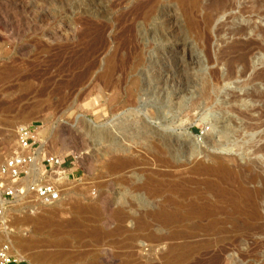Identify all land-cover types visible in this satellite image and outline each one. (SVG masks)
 Returning <instances> with one entry per match:
<instances>
[{"label": "rangeland", "instance_id": "374dc122", "mask_svg": "<svg viewBox=\"0 0 264 264\" xmlns=\"http://www.w3.org/2000/svg\"><path fill=\"white\" fill-rule=\"evenodd\" d=\"M150 1L0 0V163L17 150V130L28 124L39 126L42 146L50 153L58 151L67 162L76 163V174L64 185L60 202L48 205L33 197H21L7 204L0 217V244L9 246L12 256L22 257L19 264H264V219L240 218L229 207L216 211L211 219L200 220L188 214L196 198L189 191L203 190L213 177L209 173L172 176L171 168L153 158L155 143L161 145L167 139L153 131L146 136L138 122L145 118L160 131L168 125L169 130L179 134L190 132L199 146L198 158L205 164L235 166L242 172L251 167L264 175V152L253 153L264 144V123L256 131L247 132L243 127L255 122L253 117L264 111V97L238 102L231 98L234 94L242 96L245 90L264 94V76L242 85L254 71L264 75V0H233L230 9L216 13L206 35H210L207 47L190 29L179 0ZM254 1L259 12H251ZM214 2L200 0L193 11L199 23L203 24L208 12L214 13ZM150 5L159 9L165 6L176 13L181 32L170 36L166 24L145 19ZM236 24L251 25L250 30L244 35L233 34ZM219 26L223 31H218ZM255 29L261 31L256 34ZM244 37L245 42L256 40L248 58L250 68L245 76L226 80L227 63L237 54L226 46L241 45ZM182 41L188 42L187 51L196 56L193 64L185 65V72L174 69L176 64L169 53ZM179 47L176 55L182 56L184 46ZM112 65L118 68L111 78L113 86L108 87L104 73ZM241 66L237 64L235 70L240 71ZM156 69L164 76L161 97L152 87L147 94L139 89V102L131 104L128 89L140 78L144 83L153 82ZM180 84L187 89L183 107L165 108L175 85ZM84 86L88 88L82 89ZM155 109L165 110L166 118L152 119ZM240 110L247 114L242 117ZM80 118L104 135L100 138L86 131ZM231 119L243 130L242 136L231 133L211 143V135L233 128ZM253 133L257 137L243 142L247 134ZM112 137L115 142L110 140ZM138 148H144L145 153ZM118 157L135 159L138 164L120 172L109 170ZM187 157L182 150L176 158L182 171ZM172 184L182 187L175 189ZM207 199L219 198L211 194ZM218 202V207L223 205ZM152 207L162 208L167 214L186 211L187 215L167 224L139 223L140 213ZM46 208L57 209L56 216L38 219ZM119 210L129 218L123 221L115 217ZM262 213L264 218V208Z\"/></svg>", "mask_w": 264, "mask_h": 264}, {"label": "bare ground", "instance_id": "6f19581e", "mask_svg": "<svg viewBox=\"0 0 264 264\" xmlns=\"http://www.w3.org/2000/svg\"><path fill=\"white\" fill-rule=\"evenodd\" d=\"M86 1V0H84ZM152 1V0H151ZM150 1V2H151ZM181 2V4L183 5L184 11L185 13L188 15L189 18V27L191 30L195 31L198 35V37L201 39V44H203L205 47H207L208 44V38L207 37V32L210 31L211 29V25L212 23L215 21V16L216 13H218L219 11H224V10H228L230 9L234 3L233 0H215L214 3H212V7L214 9V13L213 12H208L206 11V15L204 16V20H203V24L199 23L197 21V19L194 18L193 16V11L200 6V0H179ZM263 1V0H262ZM148 2V3H150ZM157 2V1H156ZM212 1H210L211 3ZM84 4V3H82ZM96 5V4H95ZM161 5V4H160ZM252 9L251 12H259V7H258V3L256 1L253 2L252 4ZM90 6V5H89ZM205 6V4H204ZM244 6V5H243ZM249 6V5H248ZM235 7V6H234ZM239 7V6H238ZM242 7V6H241ZM207 8V7H206ZM237 8V7H236ZM245 8V7H242ZM248 8V7H247ZM201 9V8H200ZM235 9V8H234ZM240 9V8H239ZM244 10V9H243ZM261 10V9H260ZM96 11V10H95ZM211 11V10H210ZM234 11V10H233ZM142 12V11H141ZM232 12V11H231ZM247 12H249V10L247 9ZM264 12V11H263ZM6 13V12H5ZM197 13V12H196ZM261 13V12H260ZM142 14V13H141ZM145 19H157L159 24H166L168 26V34L170 36H173L176 33H180L181 31V23H180V18L178 17V15L174 12H171V9L167 8L164 6L160 9L159 8H155L154 6H151L148 8V10L145 11ZM229 15V14H228ZM4 17V16H3ZM223 17V16H221ZM231 17V15H230ZM200 18V16H199ZM235 19V18H234ZM5 20V19H4ZM217 20V19H216ZM7 22V20H6ZM152 22V21H151ZM224 23V22H223ZM228 23V22H227ZM4 24V22H3ZM6 24V23H5ZM158 24V25H159ZM221 24V23H220ZM235 24V23H234ZM222 25V24H221ZM226 25V24H225ZM228 25V24H227ZM231 25V24H230ZM4 26V25H3ZM6 26V25H5ZM9 26V25H7ZM14 26V25H13ZM251 26V25H250ZM249 25H241V24H236L235 27L231 30V32L233 34L236 35H244L247 30L250 28ZM15 27V26H14ZM222 27V26H221ZM227 27V26H226ZM261 27V26H260ZM158 28V27H157ZM218 28V27H217ZM162 29V28H160ZM214 29V28H212ZM227 29V28H226ZM262 29V27H261ZM261 29H255V33L258 34ZM187 30V29H186ZM215 30V29H214ZM218 30V29H217ZM215 30V31H217ZM228 30V29H227ZM250 30V29H249ZM218 31H223V29H220L219 26V30ZM230 31V30H229ZM264 30H262L263 32ZM86 32V31H85ZM94 32V31H92ZM149 32V31H148ZM152 32V31H151ZM161 32L163 33V31L161 30ZM217 33V32H216ZM227 33V32H226ZM183 34V33H182ZM221 34V33H220ZM219 34V35H220ZM228 34V33H227ZM256 36V35H255ZM174 37V36H173ZM218 37V36H217ZM226 37V35H225ZM224 37V38H225ZM139 38L143 39V35L142 33L139 32ZM166 38V37H164ZM182 38V37H181ZM234 38V37H233ZM245 38V37H244ZM168 39V38H167ZM211 39V38H210ZM209 39V40H210ZM228 39V37H227ZM251 39V38H250ZM146 40V39H145ZM174 40V39H173ZM182 40V39H181ZM236 40V39H235ZM211 41V40H210ZM209 41V42H210ZM219 41V39H218ZM224 41V39L222 40ZM241 41V39H240ZM243 41V40H242ZM246 41V38L244 39V42ZM256 41V40H255ZM254 40H250L249 42H245L243 44H239V42L237 43L238 45H231L230 47L226 48H230L232 51H235L237 54L236 56H232L233 59H230V61L227 63L228 65V73L225 76L226 80H231L233 79L236 75L239 76H245L247 74V71L249 70L250 66H249V62H248V58L249 55L251 54V52L253 50H255V48L253 47V44L255 42ZM226 42V41H225ZM182 44H176V48H174L173 46H175L173 44V48L170 49L169 53L172 55V57L174 58L176 67L174 68L176 71L178 70L179 72L184 71V67L187 64L190 63H194L195 62V58L196 56L193 54L192 51H187L190 50V47L188 45V42L186 41H182ZM212 43V42H211ZM221 43V42H220ZM260 43V42H259ZM169 44V43H168ZM233 44V43H232ZM256 44V43H255ZM263 44V43H262ZM180 45L184 46V53L182 56H178L177 54V49H179ZM222 45V44H221ZM230 45V44H229ZM258 45V44H257ZM132 46V45H131ZM137 46V45H136ZM144 46V45H143ZM147 46V45H145ZM142 47V46H141ZM261 47V46H260ZM258 48V47H257ZM264 48V46L262 47ZM203 50V49H202ZM221 50H224V48L222 47ZM226 50V49H225ZM210 51V50H209ZM216 51V50H215ZM165 52V51H164ZM205 52V51H204ZM206 52H208L206 50ZM220 52V50H219ZM226 52V51H225ZM258 52V50H257ZM179 53V52H178ZM232 53V52H231ZM136 54V53H135ZM210 54V53H209ZM208 54V55H209ZM230 54V53H227ZM215 55V54H214ZM223 55V54H222ZM226 55V53H225ZM140 56V55H139ZM229 56V55H228ZM135 57V56H134ZM111 58V57H110ZM253 58V57H252ZM147 59V57H146ZM209 59V58H207ZM222 59V58H221ZM250 59V58H249ZM140 60V59H139ZM163 60V59H162ZM171 60V59H170ZM212 60V59H211ZM205 61V60H204ZM207 61V60H206ZM210 61V60H209ZM117 63V62H116ZM174 63V62H173ZM205 63V62H203ZM223 63V62H222ZM114 65L115 62L113 63ZM191 64V65H192ZM219 64V63H218ZM237 64H241V70L240 71H236L235 67ZM93 65V64H92ZM134 65V64H133ZM165 65V64H164ZM169 66V64H168ZM175 66V65H174ZM116 66H108L105 73H104V78H106V86L111 87L113 86V83L111 78L112 76L115 74L116 72ZM148 67V66H147ZM172 67V66H171ZM92 68V66H91ZM160 68V67H159ZM90 69V68H89ZM167 69V68H166ZM227 69V68H226ZM213 70V69H212ZM238 70V69H237ZM264 70V69H263ZM142 71V70H141ZM140 71V72H141ZM160 69H156L155 73H156V78L154 79L153 82H147L144 83L143 80L140 78L138 79L139 81H136L135 79V83L133 87H130V89H128L127 94L129 95V102L131 104H136L137 102H139V95H138V91L139 89H141V91L145 92V94H147V89L152 87L153 91L155 92V94L158 97H161V91H162V83L164 82L163 78V74L162 72H160ZM88 72V71H86ZM85 72V74H86ZM139 72V73H140ZM170 72V71H169ZM185 72V71H184ZM259 72V71H258ZM215 73V71H214ZM218 73V72H217ZM255 71L252 73L253 75H251V77L249 79L246 80L245 83H242V85H246L250 82H253L255 80L261 79L262 76H264L263 74H254ZM257 73V72H256ZM263 73V72H262ZM84 74V75H85ZM145 74V73H144ZM185 74V73H184ZM212 74V73H211ZM83 75V77H84ZM87 75V74H86ZM102 75V74H101ZM167 75V74H166ZM178 75V74H177ZM249 75V74H248ZM247 75V76H248ZM179 76V75H178ZM86 77V76H85ZM84 77V78H85ZM175 77V76H174ZM207 77V76H206ZM146 78V77H145ZM167 79V78H166ZM212 79V76H211ZM214 79V77H213ZM219 79V78H218ZM263 79V78H262ZM83 80V79H82ZM92 80V79H91ZM114 80V78H113ZM215 80V79H214ZM264 80V79H263ZM262 80V81H263ZM245 81V80H244ZM222 81H220L219 83H221ZM134 83V82H132ZM85 84V83H84ZM251 84V83H250ZM89 85V84H88ZM177 85V84H176ZM174 87L173 90V94L172 96H169L170 98H168L166 104H164L165 108H172L173 105H176L177 108H181L183 107V100L185 98V94L187 93V89L184 88L183 86L178 85ZM241 85V86H242ZM253 85V84H252ZM131 86V85H130ZM86 87V86H84ZM82 88V87H81ZM80 88V89H81ZM86 88H82V89H87ZM99 89V88H98ZM150 90V89H149ZM83 91V90H82ZM79 92V91H78ZM235 92V91H233ZM211 93V92H210ZM144 95V94H143ZM240 95V96H239ZM211 96V95H210ZM213 96V95H212ZM232 96V95H231ZM83 97V96H82ZM163 97V96H162ZM215 97V96H214ZM264 97L263 93H258L257 91H252V92H244V94H238V95H233L231 98L233 99L232 101H240L241 99L243 100L245 99H262ZM212 98V97H211ZM248 99V100H249ZM264 99V98H263ZM145 100V98H144ZM215 100V99H214ZM230 99H229V103H230ZM253 101V100H252ZM144 102V101H143ZM198 102V101H197ZM254 102V101H253ZM199 103V102H198ZM214 103V102H213ZM224 103V101H223ZM228 103V104H229ZM255 103V102H254ZM152 105V104H151ZM194 105V104H193ZM261 105V103H260ZM139 106V105H138ZM229 106V105H228ZM264 106V105H263ZM149 108V106H147ZM231 107H233L231 105ZM238 107V106H237ZM158 108V107H157ZM235 108V107H233ZM257 109V107H254ZM259 108V106H258ZM262 108V107H261ZM232 109V108H231ZM230 109V110H231ZM236 109V108H235ZM253 109V107H252ZM261 110V109H259ZM155 112V114H151V118H155L157 120H162L166 118V115H164L165 110H158L155 109L153 110ZM239 112V109L237 108V110ZM242 111V110H240ZM248 111H251L248 110ZM253 111V110H252ZM241 113V112H240ZM245 114L246 111L244 112ZM243 111H242V117L244 115ZM257 113V112H256ZM255 113V114H256ZM253 114V113H252ZM248 116V115H246ZM251 117H253V115H250ZM257 116V115H256ZM137 117V116H136ZM141 117V116H140ZM245 117V116H244ZM222 118V117H221ZM246 118V117H245ZM255 122H251V123H245L244 129L247 130V132L249 131H256L258 130V128H260L262 126V124L264 123L263 119H264V111L261 110V114L255 118ZM136 119V118H135ZM244 119V118H243ZM250 119V117H249ZM252 120V119H250ZM131 121V120H130ZM253 121V120H252ZM80 125L86 129H89L91 132H94V135L99 136L100 138L104 135V133H100L98 130L93 129V125L92 124H88L86 122L85 119L80 118L79 119ZM134 123H136V121H133ZM138 122H140L141 125V129L145 130V135L147 136L149 133H157V135H159L162 138H166L167 141L165 143L160 144H156L154 148H153V154H154V160L156 163L160 164L161 166H164L165 168H171L173 171L172 176L178 175V174H182V173H191V174H203V173H209L213 178L209 179L206 183V187L203 190H199V189H195L193 191H189L190 193L196 195V198L194 200H192V202L190 203V207H189V211L188 214H190L191 216H194L197 219L203 220L204 218H209L211 219L213 214L216 211L219 210H225L227 207L231 208L232 212H234L235 214H238V216L241 218H244L246 220L249 221H259L264 219L263 218V213H262V203L264 202V175L254 171L251 169V167L246 168V165L244 166V168H246L247 172H242L241 168L238 170L236 168H234L235 166L231 167V166H224L222 164H218V165H208L205 164L204 161L202 159H199V154L200 152L198 151V145L196 144L197 142L194 141V139L191 137V133H185V134H179L174 132V130H169V126H164V131H160V129L158 130L155 126L153 127L145 118H141L140 120L138 119ZM226 122V121H225ZM162 123V121H161ZM229 123L233 126V128H224L223 130L216 132L215 135H211L209 141L213 144H216L217 140H220L222 138H225L226 136L230 135L231 133L237 136H242L243 130H240V127L236 124V122L231 119L229 121ZM244 125V124H243ZM95 126V125H94ZM93 127V128H92ZM96 128V127H95ZM100 128V127H99ZM102 131V130H101ZM131 131V130H129ZM142 132V131H141ZM140 132V133H141ZM91 134V133H90ZM107 134V133H106ZM115 134V133H114ZM143 136V133L141 135V137ZM255 136V133L253 134H247L244 138H243V142H249L250 140H252ZM261 136V135H260ZM116 137V136H115ZM229 137V136H228ZM232 137V136H231ZM257 137V136H255ZM113 138V137H112ZM132 138V137H131ZM262 138H264V133L262 134ZM117 139V138H116ZM9 140V139H8ZM110 140L114 141V138ZM158 140V139H157ZM232 140V139H231ZM230 140V141H231ZM10 142V141H9ZM8 142V143H9ZM53 142V141H52ZM55 142V141H54ZM153 142V141H152ZM160 142V140H159ZM123 143V142H122ZM133 143V142H132ZM130 143V144H132ZM229 144V143H228ZM55 145V144H54ZM134 145V144H133ZM224 145V144H223ZM250 145V144H249ZM145 146V145H144ZM243 146V145H242ZM133 147V146H132ZM54 148V147H53ZM113 148V147H112ZM124 149V148H123ZM140 149V148H138ZM137 149V150H138ZM144 149V148H143ZM143 149H140L143 151ZM150 149V148H149ZM114 150V149H112ZM183 150V153L186 154L187 157V164L186 167L184 168V170H180L178 163L176 161V158L178 156V154L180 153V151ZM152 152V151H151ZM264 152V144H260V146L256 147L253 151V153H255L256 155H259L260 153ZM53 154H60V152L58 151H52ZM135 153V152H134ZM145 153V152H144ZM117 154V153H116ZM147 154V153H146ZM145 154V156H146ZM119 155V154H118ZM142 155V154H141ZM149 155V154H148ZM114 156V155H113ZM125 156V155H124ZM152 156V155H151ZM115 157V156H114ZM150 157V156H148ZM134 158V157H133ZM257 158V157H256ZM264 158V156H263ZM151 159V157H150ZM228 159V158H227ZM218 162V161H217ZM230 162V161H229ZM237 162V161H236ZM258 162V160H257ZM140 163V162H139ZM261 163V161H260ZM264 164V162H262ZM135 163V159H131V158H124V157H118L115 158L109 165V170L114 171V172H120L123 171L127 168H134V166H136ZM148 164V163H146ZM157 164V165H158ZM159 166V165H158ZM160 166V167H161ZM255 166V165H254ZM141 167V166H140ZM139 167V168H140ZM237 167V166H236ZM258 167V166H257ZM264 167V166H263ZM138 168V169H139ZM256 168V167H255ZM259 168V167H258ZM157 168H154L153 170H155ZM159 169V168H158ZM157 169V170H158ZM162 169V168H161ZM168 169V170H169ZM254 169V167H253ZM156 170V171H157ZM166 170V169H165ZM245 170V171H246ZM257 170V169H256ZM127 171V170H126ZM146 171V170H145ZM263 171V169H262ZM137 172V170L135 171ZM158 172V171H157ZM134 173V172H133ZM264 173V172H263ZM159 174V173H158ZM162 175V172L160 173ZM165 174V173H164ZM136 175H138L136 173ZM160 176V175H159ZM32 180H27V181H33ZM67 180L64 182V185L66 184ZM153 182V181H152ZM146 183L145 182V187H146ZM249 185H253V186H248ZM260 184V185H259ZM138 186H140V184H138ZM141 186H144V184H142ZM150 186V185H147ZM160 186V185H159ZM158 186V187H159ZM151 187V186H150ZM157 187V186H156ZM173 187V184H172ZM182 187L181 184L174 186L173 188L175 189H180ZM65 191V189H64ZM159 191V190H158ZM157 191V192H158ZM211 194H215L217 199L214 200H209L207 199V195H211ZM220 201L223 205H220L219 207L216 205L218 204ZM1 204H6L7 202L5 201H0ZM11 203V202H8ZM146 205V204H145ZM148 207V206H147ZM154 207V206H153ZM152 207V208H153ZM130 208L132 209V207L130 206ZM58 210L57 209H45V211L38 216L37 218L39 219H44V218H51L56 216ZM186 214L185 212L182 211H174L171 212L170 214L166 213V211L162 208H153L151 210H144L142 213H140L138 221L141 224H152V221H158L160 223H171L177 220V218H183ZM115 217L117 218H122L123 221L127 220L129 217L126 214H123L121 210L116 211L114 214ZM124 218V219H123ZM47 219V220H49ZM243 219V220H244ZM35 220V219H33ZM111 219H108V221H110ZM51 221V220H50ZM49 221V222H50ZM48 222V224H49ZM52 222V221H51ZM43 223V222H41ZM53 223V222H52ZM50 223V224H52ZM263 224V223H262ZM48 226V225H47ZM258 228H262L259 227ZM262 230V229H261ZM163 237V236H162ZM165 238V237H164ZM163 238V239H164ZM16 256L20 259H22V257L20 255Z\"/></svg>", "mask_w": 264, "mask_h": 264}, {"label": "built area", "instance_id": "2783aa9c", "mask_svg": "<svg viewBox=\"0 0 264 264\" xmlns=\"http://www.w3.org/2000/svg\"><path fill=\"white\" fill-rule=\"evenodd\" d=\"M35 124L22 125L17 130V150L0 163V217L8 202L21 197H33L43 204L63 199L64 182L71 179L75 161L50 153ZM33 181H27L32 180ZM9 246L0 244V264H19L20 259L9 253Z\"/></svg>", "mask_w": 264, "mask_h": 264}, {"label": "crops", "instance_id": "0c3cea01", "mask_svg": "<svg viewBox=\"0 0 264 264\" xmlns=\"http://www.w3.org/2000/svg\"><path fill=\"white\" fill-rule=\"evenodd\" d=\"M74 174H76L75 171L72 172V175H74ZM72 175H71V176H72Z\"/></svg>", "mask_w": 264, "mask_h": 264}]
</instances>
